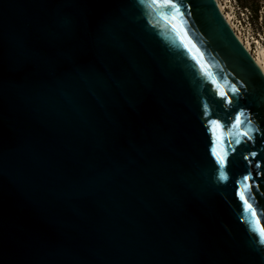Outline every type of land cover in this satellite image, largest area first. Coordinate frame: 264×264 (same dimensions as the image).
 <instances>
[{"label":"water","instance_id":"obj_1","mask_svg":"<svg viewBox=\"0 0 264 264\" xmlns=\"http://www.w3.org/2000/svg\"><path fill=\"white\" fill-rule=\"evenodd\" d=\"M150 2L0 0V264H264L237 195L250 173L264 226V131L225 140L221 181L210 125L264 130V73L215 0H187L228 105Z\"/></svg>","mask_w":264,"mask_h":264},{"label":"snow or ice","instance_id":"obj_2","mask_svg":"<svg viewBox=\"0 0 264 264\" xmlns=\"http://www.w3.org/2000/svg\"><path fill=\"white\" fill-rule=\"evenodd\" d=\"M154 10L159 11V19L169 24L173 31L176 32L180 43L187 50V52L191 55V58L198 64L201 70L204 72V75L207 76L211 83L215 85L216 92L221 98V100L225 101L228 105L233 103L232 99L229 98L228 93L225 89L216 81V79L212 76V74L207 71V65L204 62L203 54L197 48V46L191 41L188 37L187 32L185 31L184 25L186 21L184 20L185 13H190V9L187 7V0H151L150 5ZM183 9V10H182ZM232 96H238L239 90L233 86L231 89ZM207 111V108H205ZM210 125L213 130V136L215 138V143L218 145L217 148H213V155L215 157L216 163L220 168L219 179L221 181H227L229 176L225 173L224 169L227 167V156L228 151L225 145V140H228V143H232V137H235V143L238 145L241 143V138H245L247 141H254L255 135L254 133H260L262 130L259 125L255 128L252 126V119L248 117L245 119L244 112L240 111L234 115L230 127L227 132L223 131L224 126L219 123L218 120H211ZM246 125V127H245ZM262 142H264V138H262ZM257 156L256 151H252L250 153V157L252 160H255ZM249 156H245L244 159L249 160ZM254 167L259 170L261 165L260 163H255ZM260 174L259 172L257 173ZM256 187L257 191L259 190V185L254 184V178L252 175L246 174L242 177V180L238 181V190L237 195L239 200L243 204V209L245 215L250 214L252 220V231L258 233V237L261 244H264V226L260 224V220L257 217V212L254 209L252 203L249 202L248 194L251 192V189ZM254 198L255 194L252 193ZM264 211V209H261Z\"/></svg>","mask_w":264,"mask_h":264},{"label":"rangeland","instance_id":"obj_3","mask_svg":"<svg viewBox=\"0 0 264 264\" xmlns=\"http://www.w3.org/2000/svg\"><path fill=\"white\" fill-rule=\"evenodd\" d=\"M238 18V26L242 30L243 37L252 42L260 41L264 46V0H228ZM246 6V7H245ZM257 6V15L253 11ZM254 39V40H253Z\"/></svg>","mask_w":264,"mask_h":264},{"label":"bare ground","instance_id":"obj_4","mask_svg":"<svg viewBox=\"0 0 264 264\" xmlns=\"http://www.w3.org/2000/svg\"><path fill=\"white\" fill-rule=\"evenodd\" d=\"M215 1L222 15L224 16L225 20L233 29L237 38L242 42V44L245 46L247 51L251 54L254 61L257 63V65L264 73V46L261 44L259 40L252 42V40H250L249 38L245 39V37H243L244 33L242 34V30L238 26V20H237L238 18L236 17L231 7L232 5L229 6L228 0H215Z\"/></svg>","mask_w":264,"mask_h":264},{"label":"trees","instance_id":"obj_5","mask_svg":"<svg viewBox=\"0 0 264 264\" xmlns=\"http://www.w3.org/2000/svg\"><path fill=\"white\" fill-rule=\"evenodd\" d=\"M246 7V6H245ZM259 6H257L253 11L255 12V15H257V12H258V10H259Z\"/></svg>","mask_w":264,"mask_h":264}]
</instances>
